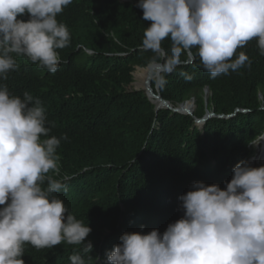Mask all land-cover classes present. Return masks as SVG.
Masks as SVG:
<instances>
[{
    "label": "trees",
    "instance_id": "obj_1",
    "mask_svg": "<svg viewBox=\"0 0 264 264\" xmlns=\"http://www.w3.org/2000/svg\"><path fill=\"white\" fill-rule=\"evenodd\" d=\"M138 2L73 0L58 15L71 42L58 50L57 72L21 56L18 69L0 81L13 95L23 98L27 91L42 101L52 122L49 138L68 136L58 152L59 175H49L66 185L55 195L92 228L86 238L93 244L90 264L120 243L122 229L133 230L132 219L149 227L151 218L167 225L182 218L179 197L194 182L226 188L235 165L249 160L251 144L264 134V55L256 39L237 49L250 58L251 67L211 79L193 49V63L167 75L163 88L153 79L155 91L172 104L195 102L193 116L158 109L145 90L134 88L135 73L149 68L154 55L141 46L152 22L143 19ZM162 46L170 54V41ZM181 71L193 78L186 81ZM140 85L146 86V76ZM237 109L247 112L225 118ZM208 111L224 117L199 126L196 117ZM74 254L89 255L82 245L62 243L31 250L28 260L70 264Z\"/></svg>",
    "mask_w": 264,
    "mask_h": 264
},
{
    "label": "clouds",
    "instance_id": "obj_2",
    "mask_svg": "<svg viewBox=\"0 0 264 264\" xmlns=\"http://www.w3.org/2000/svg\"><path fill=\"white\" fill-rule=\"evenodd\" d=\"M72 3L0 0V81L18 69L21 56L38 68L57 72L58 50L71 42L58 15ZM136 6L143 10V19L152 22L141 46L154 54L148 67L161 88L167 75L193 63V49L211 79L251 67L250 58L244 51L237 54V49L253 39L264 55V0H139ZM166 39L170 54L162 46ZM180 75L186 81L193 78L184 71ZM262 94L258 93L261 100ZM172 105L191 110L178 113L195 115V102ZM239 112L247 110L237 109L225 118ZM212 116L219 115L208 111L196 121L202 127ZM48 123L39 98L27 91L23 98L13 95L7 84L0 83V264H32L31 250L62 243L82 245L89 254L70 256V264H90L93 259V244L86 240L92 228L55 195L66 185L49 173L59 175L58 152L68 136L49 138ZM257 140L264 146V134L251 144L249 160L235 165L226 188L194 182L192 190L179 197L182 218L169 225L151 218L146 221L149 227L132 219L133 230L122 229L120 243L105 256L100 254L94 264H264V147L255 149Z\"/></svg>",
    "mask_w": 264,
    "mask_h": 264
},
{
    "label": "water",
    "instance_id": "obj_3",
    "mask_svg": "<svg viewBox=\"0 0 264 264\" xmlns=\"http://www.w3.org/2000/svg\"><path fill=\"white\" fill-rule=\"evenodd\" d=\"M149 74L152 75V71L151 69L149 68L148 69ZM152 82H153V79H152V76H150L148 78V82H147V87H145V91L147 92V95L153 99H155L154 101L157 102L159 105V108H167V109H172L173 111L175 112H182V113H186V112H190L191 113V110H188L186 108H174L173 105L165 100L161 95H158L155 90L153 89L152 87ZM212 115V114H210ZM208 117L206 116L204 119H201V120H197L198 123H203Z\"/></svg>",
    "mask_w": 264,
    "mask_h": 264
},
{
    "label": "rangeland",
    "instance_id": "obj_4",
    "mask_svg": "<svg viewBox=\"0 0 264 264\" xmlns=\"http://www.w3.org/2000/svg\"><path fill=\"white\" fill-rule=\"evenodd\" d=\"M141 72H142L141 70H138V73H139V74H141ZM138 73H137L136 75H139ZM153 78H155L154 75H153L152 79H153ZM133 86H134V88H136V89H142V90L144 89V90H145V87H144V86L136 84V79H135V83L133 84ZM156 104H157V103H156ZM157 105H158V104H157ZM194 109H195V111H196V109H197V106H196V105H194ZM212 117H213V116H212ZM261 147H264V146H263V142H262V140H257V141L254 143V148H255V149H256V148L258 149V148H261Z\"/></svg>",
    "mask_w": 264,
    "mask_h": 264
},
{
    "label": "bare ground",
    "instance_id": "obj_5",
    "mask_svg": "<svg viewBox=\"0 0 264 264\" xmlns=\"http://www.w3.org/2000/svg\"><path fill=\"white\" fill-rule=\"evenodd\" d=\"M149 72L150 71H148V70H142L141 74L137 75V77L140 79V81L137 82L138 85H140L143 82L144 76H146V86L145 87H147L148 78L150 76H152L149 74ZM180 108H182V107H180ZM50 124H52V122H50Z\"/></svg>",
    "mask_w": 264,
    "mask_h": 264
}]
</instances>
